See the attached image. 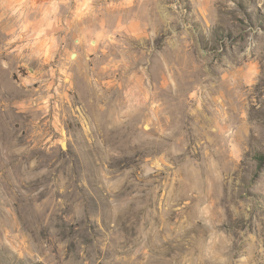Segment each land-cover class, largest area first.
<instances>
[{
	"label": "rangeland",
	"instance_id": "rangeland-1",
	"mask_svg": "<svg viewBox=\"0 0 264 264\" xmlns=\"http://www.w3.org/2000/svg\"><path fill=\"white\" fill-rule=\"evenodd\" d=\"M0 264H264V0H0Z\"/></svg>",
	"mask_w": 264,
	"mask_h": 264
},
{
	"label": "water",
	"instance_id": "water-1",
	"mask_svg": "<svg viewBox=\"0 0 264 264\" xmlns=\"http://www.w3.org/2000/svg\"><path fill=\"white\" fill-rule=\"evenodd\" d=\"M63 147V146H62ZM65 147V146H64Z\"/></svg>",
	"mask_w": 264,
	"mask_h": 264
}]
</instances>
